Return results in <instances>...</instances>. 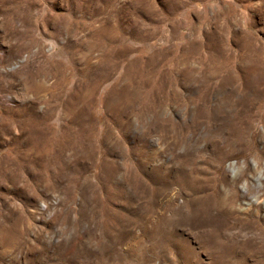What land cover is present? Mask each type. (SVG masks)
Segmentation results:
<instances>
[{"label":"rangeland","instance_id":"obj_1","mask_svg":"<svg viewBox=\"0 0 264 264\" xmlns=\"http://www.w3.org/2000/svg\"><path fill=\"white\" fill-rule=\"evenodd\" d=\"M0 264H264V0H0Z\"/></svg>","mask_w":264,"mask_h":264},{"label":"bare ground","instance_id":"obj_2","mask_svg":"<svg viewBox=\"0 0 264 264\" xmlns=\"http://www.w3.org/2000/svg\"><path fill=\"white\" fill-rule=\"evenodd\" d=\"M4 44V43H3ZM42 83H43V79H42ZM39 84H41V83H39ZM40 86V85H39ZM48 86V85H47ZM43 87H45V86H43Z\"/></svg>","mask_w":264,"mask_h":264}]
</instances>
